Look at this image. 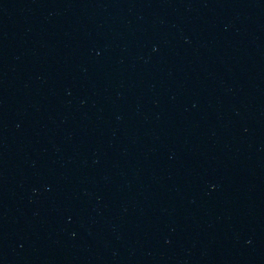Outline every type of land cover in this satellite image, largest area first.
I'll use <instances>...</instances> for the list:
<instances>
[{
    "label": "water",
    "instance_id": "obj_1",
    "mask_svg": "<svg viewBox=\"0 0 264 264\" xmlns=\"http://www.w3.org/2000/svg\"><path fill=\"white\" fill-rule=\"evenodd\" d=\"M0 264H264V0H0Z\"/></svg>",
    "mask_w": 264,
    "mask_h": 264
}]
</instances>
